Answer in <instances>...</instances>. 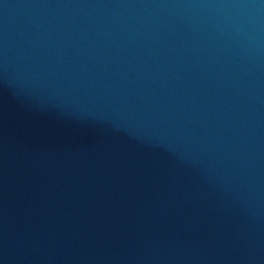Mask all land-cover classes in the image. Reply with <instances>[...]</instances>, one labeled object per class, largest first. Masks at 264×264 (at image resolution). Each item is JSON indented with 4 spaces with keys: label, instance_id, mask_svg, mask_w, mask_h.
Here are the masks:
<instances>
[{
    "label": "water",
    "instance_id": "1",
    "mask_svg": "<svg viewBox=\"0 0 264 264\" xmlns=\"http://www.w3.org/2000/svg\"><path fill=\"white\" fill-rule=\"evenodd\" d=\"M0 264H264V0H0Z\"/></svg>",
    "mask_w": 264,
    "mask_h": 264
}]
</instances>
